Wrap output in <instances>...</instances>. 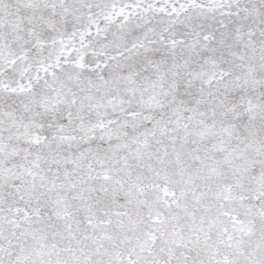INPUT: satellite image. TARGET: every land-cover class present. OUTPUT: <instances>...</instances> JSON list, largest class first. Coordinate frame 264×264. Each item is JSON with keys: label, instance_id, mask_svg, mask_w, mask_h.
I'll return each instance as SVG.
<instances>
[{"label": "snow or ice", "instance_id": "obj_1", "mask_svg": "<svg viewBox=\"0 0 264 264\" xmlns=\"http://www.w3.org/2000/svg\"><path fill=\"white\" fill-rule=\"evenodd\" d=\"M0 264H264V0H0Z\"/></svg>", "mask_w": 264, "mask_h": 264}]
</instances>
